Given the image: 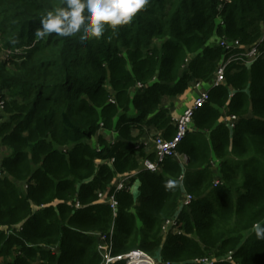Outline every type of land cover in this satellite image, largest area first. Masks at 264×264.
I'll return each instance as SVG.
<instances>
[{
  "label": "trees",
  "instance_id": "16d2710c",
  "mask_svg": "<svg viewBox=\"0 0 264 264\" xmlns=\"http://www.w3.org/2000/svg\"><path fill=\"white\" fill-rule=\"evenodd\" d=\"M62 6L0 0V264H103L109 242L115 256L141 250L162 264H264L253 227L264 226V58L213 86L220 40L264 37V0H150L99 41L37 36ZM197 83L210 99L179 145L187 162L147 170L146 139L176 134L165 99ZM175 216L182 232L164 234Z\"/></svg>",
  "mask_w": 264,
  "mask_h": 264
},
{
  "label": "built area",
  "instance_id": "2783aa9c",
  "mask_svg": "<svg viewBox=\"0 0 264 264\" xmlns=\"http://www.w3.org/2000/svg\"><path fill=\"white\" fill-rule=\"evenodd\" d=\"M220 47H222L228 54L225 59L220 64L216 77L213 83V86H219L225 81V73L227 68L232 64H237L240 66H244L250 68L255 62L259 59L264 58V37L261 42L257 45H254L249 48H244L238 41H227L225 39L219 41ZM198 86L201 83H197ZM210 99L209 92L203 91L199 93V95L195 98L194 103L191 107H188L184 110V112L175 120L176 124V134L171 140H165L161 136H156L154 143V151L156 153V161L151 162L146 160L144 162V167L151 171L157 172L160 168V164L167 158H177L182 163L187 162V157L185 155H181L178 152L179 145L183 142L186 135L190 131V127L195 115V112L202 108ZM237 121L236 117H231L226 119V123L233 128L235 126V122ZM2 175V170L0 167V176ZM136 174L132 175H123L119 176L118 182L116 185V191H122L125 189H130V180ZM218 181L216 185H218ZM106 195L101 194L100 199L105 201ZM193 200L192 195L187 194L186 197L182 200L181 208L187 207L191 201ZM113 209H116V202L114 197H110L108 201ZM79 207V205H78ZM178 217L175 216L172 219H169L163 225L164 234L169 231L176 233H181L182 231L179 229L178 225ZM3 227L0 225V230ZM103 241H107V236L102 237ZM109 242V241H108ZM103 264H116L120 262H124L125 264H162L161 262L155 260L153 257L148 255L147 253L141 250H135L125 255L115 256L112 252V245L109 242L105 249L103 250ZM231 257L228 259L230 260ZM196 263L199 264H213V260L210 259H201L197 260ZM169 264V263H165Z\"/></svg>",
  "mask_w": 264,
  "mask_h": 264
},
{
  "label": "clouds",
  "instance_id": "9594fccd",
  "mask_svg": "<svg viewBox=\"0 0 264 264\" xmlns=\"http://www.w3.org/2000/svg\"><path fill=\"white\" fill-rule=\"evenodd\" d=\"M150 0H63V6L50 11L40 21L36 35L44 38L51 34L58 37H78L80 43L99 41L106 31L118 32L130 25L139 13L146 10ZM175 187L167 181L166 189ZM258 240H264V226L253 225Z\"/></svg>",
  "mask_w": 264,
  "mask_h": 264
},
{
  "label": "crops",
  "instance_id": "0c3cea01",
  "mask_svg": "<svg viewBox=\"0 0 264 264\" xmlns=\"http://www.w3.org/2000/svg\"><path fill=\"white\" fill-rule=\"evenodd\" d=\"M203 91H209V86L205 84H201L200 86H198L197 84H195L192 87H190V89H188L183 95L176 97V98H172V99H165L164 105L171 109V115H172L173 120H176L184 112L186 108L191 107L194 103L195 98L199 95V93ZM108 138H111V137L108 136ZM146 144H147V151L149 153L154 152V143H153L152 137L146 139ZM181 155H184V154H181ZM139 185L140 183L136 182L133 186H131V192L135 196H137L138 194ZM104 249L105 248H103V250Z\"/></svg>",
  "mask_w": 264,
  "mask_h": 264
},
{
  "label": "rangeland",
  "instance_id": "374dc122",
  "mask_svg": "<svg viewBox=\"0 0 264 264\" xmlns=\"http://www.w3.org/2000/svg\"><path fill=\"white\" fill-rule=\"evenodd\" d=\"M8 55H9V53L8 52H6V53H4V57H8ZM150 147H152V146H150ZM151 149V148H150ZM151 151V150H150ZM23 189H24V186L23 185H20ZM158 260V259H157ZM159 261V260H158Z\"/></svg>",
  "mask_w": 264,
  "mask_h": 264
}]
</instances>
